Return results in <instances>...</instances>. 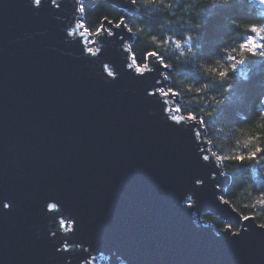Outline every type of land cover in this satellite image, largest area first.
<instances>
[{
	"label": "water",
	"instance_id": "obj_1",
	"mask_svg": "<svg viewBox=\"0 0 264 264\" xmlns=\"http://www.w3.org/2000/svg\"><path fill=\"white\" fill-rule=\"evenodd\" d=\"M57 3L0 0V264H83L89 253L62 248L69 236L95 264H264V228L221 202L229 177L200 158L213 153L204 127L167 118L180 115L157 91L162 60L138 78L123 27L91 35L90 55L77 0ZM207 214L240 235L216 233Z\"/></svg>",
	"mask_w": 264,
	"mask_h": 264
},
{
	"label": "trees",
	"instance_id": "obj_2",
	"mask_svg": "<svg viewBox=\"0 0 264 264\" xmlns=\"http://www.w3.org/2000/svg\"><path fill=\"white\" fill-rule=\"evenodd\" d=\"M120 1L119 5L104 0H95L93 6L85 4L82 20L88 33L93 35L105 16L113 22L126 17L125 24L133 34L129 46L132 58L144 65L147 53L157 52L163 64L170 65L166 90L180 93L176 96V106L182 109L180 116L194 113L208 122L205 136L212 141L213 152L232 156L252 150L245 141L264 138V101L260 100L264 96V56H252L240 44L253 35L250 26H264V20L247 8L245 0H235L232 5L209 0L214 4L209 7L205 0H198L196 11L190 7L194 0H156L142 7L132 4L131 11L126 8L130 0ZM196 23L201 24L200 29L193 27ZM153 36L157 37L155 41ZM178 40L188 43L177 47ZM193 53L199 57L195 61ZM229 56L246 63L238 64L233 73ZM220 71L227 74L224 79L218 76ZM204 84L209 87L203 88ZM198 87L202 90L196 91ZM209 112L211 117L206 115ZM226 165L222 166L229 184L223 197L241 216L254 217L256 223L264 224V206L260 203L264 183L259 182L264 177V160L259 165L256 161L244 165L228 161ZM202 220L218 234L228 225L210 214ZM231 230L237 232L238 228L232 225Z\"/></svg>",
	"mask_w": 264,
	"mask_h": 264
},
{
	"label": "snow or ice",
	"instance_id": "obj_3",
	"mask_svg": "<svg viewBox=\"0 0 264 264\" xmlns=\"http://www.w3.org/2000/svg\"><path fill=\"white\" fill-rule=\"evenodd\" d=\"M131 4L135 5L136 0H130ZM214 3L218 2L224 5H232L235 3V0H213ZM32 3L35 4V6L39 7L42 4V0H32ZM51 3L55 5L57 8L60 7V4L57 3V0H51ZM245 4L248 9H250L256 16L260 17V20H264V0H245ZM74 11H78L79 13L83 14L85 13V3L79 2L77 0L76 7L74 8ZM126 17H122L119 19L118 22H113L109 21L108 17L105 16L103 18L104 23H102L99 27H97L95 34L99 37L101 34H105L108 36L113 35V29L114 28H125L126 31L131 32L132 29L128 28L125 24ZM232 23H235V21H232ZM77 30H79V34L81 37H83L86 33L89 32V29L85 26L84 23H79L77 26ZM250 32L253 35H250L242 44H240V48L242 50H246L249 54L252 56H264V26H258L257 24H252L250 26ZM74 33H69V35H72ZM257 37L259 39H257ZM157 37L153 36L152 40L155 41ZM92 43H95L94 41ZM177 47H180L181 44H187V40H178L177 42ZM88 52L90 55H97L98 53L101 52L100 49H96L95 52L93 51L92 48H88ZM158 53L157 52H149L147 53L148 58H154L157 57ZM162 59V58H161ZM228 59L230 61H233L232 64V72L234 73L237 70V65L244 64L246 63V60L242 61H237L235 56H229ZM164 68H169L170 65L168 64H163ZM104 70L107 71V76L108 77H115V73L110 70V67L108 64H105L103 66ZM130 69H133L136 73L139 74L138 78H143L146 72H150L151 69L149 68V65L144 64L140 65L138 63V60L136 57L132 58V63L129 65ZM226 73H221L220 78L224 79L226 77ZM157 91L162 93L165 96H178L180 93L175 92L172 88H169L167 90L163 88H157ZM149 96L155 95V93H147ZM264 101V100H262ZM169 111H174L175 113H180L182 109L180 107H175L174 109H169ZM207 116L211 117L212 113H206ZM171 121L175 123V125H180L183 126V122L185 120L188 121H194L196 122L197 126H203L204 128H207V121L204 119L199 118L196 114L194 113H189L187 116H177V115H171L167 117ZM195 138H200L202 136L201 131L197 130L193 133ZM207 143H212L211 140H208ZM264 145V138H261L259 140L255 138H250L249 140L245 141V145H252V150L248 151L246 154H236L232 156H224V155H219L217 153H211L209 154H202L200 156L201 160L203 162H210L212 158H214L216 161H219L222 165H226V162L228 161H234L237 163V165H244L247 162L250 161H256L257 165H259L260 160H264V147H257L256 145ZM205 149L201 148L200 152L204 153ZM259 154V159H257ZM207 165V164H206ZM261 183H264V177H260ZM196 186H202L204 184V181L200 178H197L194 181ZM264 195V194H262ZM221 202L226 205L230 206V201L225 199L224 197H221ZM261 206H264V199L261 200ZM188 206H191V203L188 204ZM3 207L8 208L10 207L9 203H5ZM49 210H53L57 207L56 203H50L47 205ZM240 219H243L245 221L249 219H254V217H250L247 215H244L242 217H239ZM68 220L72 221V225H75V220L68 218ZM61 226L66 228L67 230L71 231L73 235L75 234V227L72 225L68 224L67 221L61 220L60 222ZM65 224H67V227H65ZM261 228H264V224L260 225ZM232 225L228 224L225 226L224 232H229L233 236H239L240 233H233L231 231ZM67 241H72V243H67ZM62 248L64 251L68 252L71 251L73 248H80L82 251L89 253V255L82 256L80 259L82 260L83 264H95V257H92L91 260H89L90 252H91V246H89L88 249L83 248L82 243L76 242L72 240V237H65V242L62 244ZM98 251L101 255L103 254L102 249L96 250Z\"/></svg>",
	"mask_w": 264,
	"mask_h": 264
},
{
	"label": "clouds",
	"instance_id": "obj_4",
	"mask_svg": "<svg viewBox=\"0 0 264 264\" xmlns=\"http://www.w3.org/2000/svg\"><path fill=\"white\" fill-rule=\"evenodd\" d=\"M156 2V0H136V4L135 5H137V4H139L141 7L143 6V5H146V4H154ZM205 3L207 4V7H209V6H212V5H214L213 3H211V2H209V0H205ZM35 5V4H34ZM190 7L193 9V11H196V10H198V0H194V2L193 3H191L190 4ZM194 19H195V17H194ZM193 27L194 28H196V29H200L201 28V24H199V23H196V24H194L193 25ZM190 39L192 38V37H189ZM189 52H192V49L191 48H189ZM193 61H195L196 59H198L199 57L197 56V54L196 53H193ZM210 59V58H209ZM218 63V62H217ZM221 73H225L224 71H220L219 73H218V76L220 77V74ZM209 87V85L208 84H204L203 85V88H208ZM196 91H201L202 90V88H196L195 89ZM213 99H215V97H213ZM260 100H264V96H261L260 97ZM213 111H215V109H213ZM211 113V112H210Z\"/></svg>",
	"mask_w": 264,
	"mask_h": 264
},
{
	"label": "rangeland",
	"instance_id": "obj_5",
	"mask_svg": "<svg viewBox=\"0 0 264 264\" xmlns=\"http://www.w3.org/2000/svg\"><path fill=\"white\" fill-rule=\"evenodd\" d=\"M79 23H83V20L81 21V20H79ZM90 35V34H89ZM94 39H93V37L90 35L89 36V38L87 39V41H88V43H92V41H93ZM92 49H96L97 48V46L95 45V44H91V45H89ZM163 89H165V88H163ZM166 90V89H165ZM175 106H176V103H175ZM175 106H172L171 108L172 109H174L175 108ZM177 107V106H176ZM107 260H108V257H106L105 259H102V260H100V262H99V264H106L107 263Z\"/></svg>",
	"mask_w": 264,
	"mask_h": 264
}]
</instances>
